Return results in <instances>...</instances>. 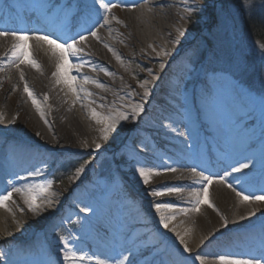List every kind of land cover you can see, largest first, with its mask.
Segmentation results:
<instances>
[{"label": "bare ground", "instance_id": "bare-ground-1", "mask_svg": "<svg viewBox=\"0 0 264 264\" xmlns=\"http://www.w3.org/2000/svg\"><path fill=\"white\" fill-rule=\"evenodd\" d=\"M22 1L30 4L26 13L35 15L38 20L37 26L41 25L37 29L47 27L46 31L48 33L53 31L54 38L59 41L69 39L67 29L71 32L75 29L81 30L82 34L86 35L89 29H99L100 39L89 36L87 42L81 45L85 49L83 56L81 58L70 57L73 64L78 63L80 59L85 62L82 69L79 71L74 69L72 72V75L77 77L76 84L85 89V91H80V99L77 100L68 87L62 82L57 83V78L52 75L56 71L57 58L51 54L46 44H41L34 38L27 42L34 59L41 67L37 69L30 64H21L20 69H23L25 74L24 80H21L20 69L13 64L14 58L10 52L16 41L11 36L0 37V113H3L5 117L3 123H0V144L5 143L4 148L0 150V163L5 162L11 174L25 172L26 169L39 173L36 177L26 178L23 181L16 182L14 178H11V181L6 180L0 186V195L10 191L13 186L24 188L44 182V177L49 175L48 163L55 156H58L62 162L67 158L64 154L74 156L80 151L83 153L99 151L105 140L102 132L104 124L97 123L92 116V109H95L101 116L127 112L129 119L119 121L116 124V130L110 133L118 132L127 136L126 144L120 148L122 153L125 151L127 154L136 147L131 155L135 164L130 169L131 177L126 178L120 175L121 182L118 183L115 180L112 196L110 194L111 198H96L91 203L88 202L86 208H91L92 211H86L85 221L81 224L86 238L92 237L94 241H98L105 236L111 244L110 254L91 250L94 256L111 261L112 264H115V261L121 259L123 255H129V261L126 264H184L185 262L201 264L200 260L196 259L197 256L205 257V264H219L218 257L233 255L230 254L231 252H234V256L237 257L259 258L262 247H264V211L262 212L261 205L255 206L252 201L241 202L232 189L224 184L213 183L209 193L210 200L216 207L212 208L205 204L201 206L199 212L191 211L193 204L189 193L193 189L202 187L197 182L199 178L193 176L191 169L196 168L198 171L207 167V170L203 169L202 172L205 171V175H213L216 171L214 167L219 166L217 163L220 159L195 163L191 150L194 151L198 134L189 130L190 126L187 122L180 125L175 116L171 118L167 109L172 107L161 105V103L164 105L166 103L159 101V104L149 108L148 97L144 96L145 87H141L144 81H149L146 85L147 91L164 92L171 99H182L188 104L197 101L198 98L194 95L198 90L206 94L207 98H210L219 108L227 104L226 107L230 108L233 114L243 119L249 137L256 140L252 148L259 151L262 156L264 155V139L262 138L264 105L261 102L257 104V97L252 96L250 104L246 103L241 99L240 92L243 89L237 82L233 85L223 77L210 79L199 70L192 71L184 68L188 63L181 61L185 59L181 45L186 42L190 34L182 26L179 17L185 16L184 13L193 0H142L143 3L147 2V6L145 3L142 6L138 1L132 0L126 4H136L135 9L115 7L109 13L111 23L103 28L100 27L104 23L100 19L103 9H99L98 19L88 28L83 18L79 19V17L69 27L64 26L66 13L75 12L80 16L84 15L79 9L81 5L87 11L96 14L99 4L94 3V0ZM46 1L52 12L50 9L47 11L43 6ZM7 3V0L0 2V16L3 15V18H0V28L16 30L17 24L10 19L12 14L6 9L11 2ZM71 4H75L73 9ZM10 8H13V4ZM113 17L118 19H113ZM119 21L126 22V32L123 30V23ZM118 26L122 28V31H119ZM178 28L184 32V35L180 36L179 43H174L179 35ZM0 32L5 31L0 30ZM125 35L136 56L154 61L155 69H157L154 73L148 71L147 74L142 73L138 74L137 78H131L130 60L125 57L129 52ZM165 50L170 55L164 56L162 53ZM6 52L9 53L8 56L4 55ZM157 53L160 55L157 56ZM161 64L164 65L163 68ZM92 66H95V70ZM172 67L173 73L180 71L187 74L189 96L181 98L177 93L175 78L170 72ZM85 75L105 87H98L96 83H84L83 76ZM25 80L33 90L44 111V116H41L32 98L24 91ZM139 80L142 82L138 83ZM204 80L213 89V93L206 89ZM45 95L47 99H44ZM11 96L15 98V102ZM74 100L75 103H73ZM229 100L232 102L230 103ZM138 103L143 104L144 111L138 117L133 118L130 106ZM251 106L255 110L254 114H249L248 109ZM256 107L258 109H255ZM27 122L42 134L46 147L32 143L26 131ZM219 142L223 149L238 157L235 167H238L239 163L248 162L245 153V155L241 154L242 152L237 154L233 140L222 142L219 140ZM96 144L101 147L97 149ZM168 147L171 149L169 154L165 150ZM158 152L163 153L165 158H170L171 162L163 163ZM182 157H185V160ZM231 165L232 163L225 168L222 167L221 175L226 170L231 172L229 168ZM139 167L154 168L161 174H154L149 184L145 185L138 177L136 169ZM165 168H175L176 171L167 172L164 171ZM259 169L264 170L262 167ZM239 174L242 172H233L227 179L237 191H242L241 185L234 184V179L240 177ZM83 175L82 172L77 174L74 183L79 181ZM93 175L94 173L89 172L87 178L84 179L86 186H91ZM242 182L243 186L250 190L247 179L244 178ZM169 187L181 188L183 192L171 194L165 192L162 196L152 194L154 190ZM51 191L56 193L51 197L55 202V207L52 209L45 207L40 215L28 210L21 193H13L14 203L10 202L9 207L13 209L15 215L0 207V242L13 239L19 242L21 247H26V250L30 245L28 251L31 252L34 251L32 250L34 243L30 244L28 239L35 234L40 236V242L35 244L34 249L40 248L42 251L35 261L36 264L40 261L43 264H68L63 259L61 242L56 239L58 219L70 215L68 211L62 209L66 202L65 192L57 185H53ZM247 194L253 193L248 191ZM155 203L175 205L173 209L165 210L164 213L169 216L175 215V219L169 222V228L165 229L160 223V213L155 210ZM20 208H24V211L21 212ZM182 209H189V212L184 214ZM251 211H256V215L248 216ZM225 216L229 220L227 227L223 226ZM241 216L246 219H239ZM76 217L79 219L78 215ZM172 228L184 236L188 247L192 249L191 252L184 251L176 232L171 231ZM155 239L161 241V244L153 245ZM69 242L72 241L69 240ZM163 243L167 244V250L162 253L161 258L153 253L160 249ZM55 247H59L60 250L55 252L51 250ZM80 247L82 248L80 253L91 256L89 248ZM37 252L34 251V253ZM90 261L92 260H78L76 264H90Z\"/></svg>", "mask_w": 264, "mask_h": 264}, {"label": "rangeland", "instance_id": "rangeland-1", "mask_svg": "<svg viewBox=\"0 0 264 264\" xmlns=\"http://www.w3.org/2000/svg\"><path fill=\"white\" fill-rule=\"evenodd\" d=\"M250 4L249 0H195V5H198L197 12L189 17L186 11L184 17H179L182 26H184L186 32L190 34V37L183 45H181V47L183 50L182 54L186 53L188 60L195 61L198 57L199 59L202 58L203 61L200 63V66L202 67H204V63L208 61V59H211L210 62H212V65L210 66V64H208L204 68L200 66L196 67L195 64H192L193 71L199 70L198 68L200 67L202 71L204 69V74L211 79L215 77V74H221V77L226 78L230 82H237L242 87V92L247 97L252 98V96H255L259 98L264 97V86H251L247 82V78H249L251 74L257 75L255 70L260 74L259 67L264 70V48L260 47L261 44L254 42L244 30L242 12L243 9L248 8ZM192 6H194V0L191 2L190 7ZM117 7L119 8L120 6L118 5ZM196 25L199 26L201 30L199 28V31H196V29L193 28ZM122 27L124 32H126L127 24L125 21H123ZM118 29L119 31H122L120 26H118ZM125 36L127 41V35ZM127 46L129 52L126 53L125 57H128V60H130L132 79H134V77L137 78L138 74H147L149 69H151L149 72L153 73L157 70L155 69L153 60L136 56L129 40L127 41ZM199 52L201 55L197 54ZM238 68L243 70L237 71ZM211 75H213V77ZM137 82L141 83L142 81L139 80ZM148 92V106H150L153 101L151 91L148 90ZM183 95L186 94L183 93ZM11 99L15 102L13 96H11ZM162 100H166V98H163ZM166 104L171 106L174 110L179 111L180 117L185 116L190 122L193 120L188 112L191 111L190 106L188 108L186 106H180L182 104L181 100H178V102L166 100ZM191 112L193 117L196 118L194 111ZM194 127L195 126H191L190 129L195 130ZM26 131L29 133L28 136L33 142L46 147L42 134L37 132L28 124V122L26 123ZM126 138V135H121L118 132L110 133L108 138L104 140L103 145H101L102 148L99 151L90 153H83L80 151L74 156L64 154L67 158L71 157V159H78L79 163L76 165L77 167L84 164L85 161H89L88 164H85L84 170L82 171V173H84L83 177L80 181H75V183L74 178L77 175V167L72 176H69L70 173L68 174L72 166L64 167L73 164L72 162L61 165L56 164V162L58 163L60 160L58 156H55V158L50 161L48 165L49 175L44 177V179H52L54 181L53 185H57L64 190L66 200L64 205L65 209L68 208L67 205L74 206L73 209H70V214L72 215L71 223L68 222L63 224L56 230V239L61 242L62 249L65 248L62 238L71 240V244H73L74 249L78 253H80V250L82 249L80 246L88 248L85 244L88 245L89 239L86 238V235L84 234L85 230L81 226L82 221H85L84 216L86 211H84V209L86 208V204L88 202L91 203L96 198H102V195H105V192H107L112 185L114 177H120L119 175H123L126 178L131 177L129 166H134V164H132L130 155L135 152L136 147H134L132 151L127 152L125 159L118 157L121 152L120 148L126 144ZM65 157L62 156V158ZM227 158L226 155L223 156V159L226 160ZM73 162L75 163L76 160H73ZM232 166L235 167L236 165H231L229 168L231 169ZM60 170H62L61 174H59ZM89 172L94 173L95 176L93 175V178L91 179V186H86L83 181L87 178ZM104 174H109V176ZM239 175L240 177L242 176V174ZM245 177L249 184L253 186L250 192L255 193L256 195H264V191H262V189H264V180L259 185H254L251 182V178L254 177L253 175H251V177ZM252 203L255 206H257V204L261 205L262 212L264 211V201H252ZM76 214L81 220L76 217ZM155 240L156 241L153 242V245L158 243L161 244V241H158L157 239ZM28 241L29 243L31 242L30 244L34 243L32 250L38 251L37 253H34V251H28L30 245L28 246V250H26V247H21L20 244H18L19 242H16V240L13 239L0 242V264H36L35 261L42 251L40 248L35 250L34 246L36 243L40 242V236L32 234ZM166 246L167 244L163 243L161 248L153 254L157 256L159 253L166 252ZM51 250L55 252L59 251L60 248L55 247L51 248ZM92 254L93 253L91 252L90 255ZM91 260L92 262L90 261V264H98L96 259ZM185 263L187 264V262ZM39 264H43L42 261H40Z\"/></svg>", "mask_w": 264, "mask_h": 264}, {"label": "snow or ice", "instance_id": "snow-or-ice-1", "mask_svg": "<svg viewBox=\"0 0 264 264\" xmlns=\"http://www.w3.org/2000/svg\"><path fill=\"white\" fill-rule=\"evenodd\" d=\"M99 4V8L96 10L97 14L99 15V9H103V15L100 16V19L104 21L103 24L100 25L101 28H103L105 25H109L111 23V20L109 19V13L112 12V10L117 7L118 5L120 7H131L132 9L136 8V4L127 5L122 2V0H117L116 3H113L112 0H94V3ZM198 5H195L194 0V6L187 8V15L191 17L197 12ZM113 19H118L116 17H113ZM120 23H123V21H119ZM97 30H91L89 29L87 32V35L80 34L77 37H71L69 39L64 40L63 43H61L58 39H54L51 35H45L40 32H32L29 33L28 31L18 30V31H11V32H0V37H8L11 36L15 39L16 43H14L10 49L11 56L13 59V64L15 67L20 69L21 64H30L33 67L39 69L41 65L38 63L36 59L33 57V53L30 50V47L28 46L27 42L30 39H35V41L46 44L48 46V49L50 50L51 54L57 58L56 63V71L52 73L54 77L57 78V83H64L69 91L76 97V99H80V91H85V89L82 88V86H78L76 84V76L72 75L73 70L79 71L85 66V62L80 59L78 63L73 64L71 62V58H81L84 54L85 49L81 46L85 44L88 40V37H94L97 40L100 39L98 35ZM177 32L179 35L176 37V40L174 43L180 42V36L184 35V32L181 29H177ZM107 46V45H106ZM110 48V46H108ZM261 48H264V44L260 45ZM111 50V48H110ZM115 54V53H114ZM164 56L170 55V53L165 50L162 53ZM5 56H8L9 53H5ZM157 55H160V53H157ZM119 58V57H118ZM93 70H95V66H92ZM164 65L161 64V68H163ZM243 69H237V71H242ZM151 71V69H149ZM111 74V73H109ZM19 76L21 80H24L25 74L23 69H20ZM84 83H96L98 87H105V85L99 83L96 80H93L89 76L85 75L83 76ZM149 81H144V83L141 85V87H145L144 96L147 97L149 95V92L147 91L146 85H148ZM24 91L28 94L30 98H32V102L34 105H36L37 110L40 111L41 116H44V111L41 109L39 102L37 101L33 90L29 87L28 82L25 80L24 82ZM91 95V93H89ZM47 95L44 96V99H47ZM75 103V100L73 101ZM261 104L264 105V97H261ZM131 107V115L133 118L138 117L140 113L144 111V106L142 103H138L135 105L130 106ZM92 116L94 119L97 120V123H103L104 127L102 128V132L104 135V138L107 139L110 132H114L116 130V124L119 121H127L129 119V113L127 112H118L114 114H109L108 116H101V114L97 113L95 109H92ZM4 115L3 113H0V123H3L4 121ZM95 147L99 149L101 146L99 144H96ZM248 162L247 163H239L238 167H233L231 172H224L223 175L215 174V175H205L204 172H197L196 168H192L191 172L194 177H198V183L202 185L199 189H193L189 195L192 197V204L193 207L191 211L199 212L202 205H209L212 208H215V204H213L210 200V193L209 189L210 186L213 183H219L226 185L229 189H232L234 192H236L237 197L240 198L241 202L247 203L251 201H264V195H256L253 194H245L244 191H237V189L233 186L232 183L228 182V177L232 175L233 172H242L244 169L250 168L252 165V157H247ZM89 161H85L84 164L80 165L76 168V173L79 174L84 170L85 164H88ZM261 167L264 168V159L260 161ZM138 173V177L141 179L142 183L145 185H148L150 180L152 179V176L160 175V171L154 168H145V167H139L136 169ZM164 171L167 172H175V168H165ZM30 175H39L38 172L30 173ZM237 185L241 184L242 181L240 178H237L235 181ZM54 181L52 179L45 180L42 183L26 186L24 188H16L12 187L10 191H6L3 195H0V207L6 209L9 212H13V209L9 207V203L14 201L12 200L13 193H21L24 197V203L27 205V208L29 211L36 215H40L42 210L46 207L48 209H52L55 207V202L52 200V196L56 195V193L52 192ZM264 191V189H262ZM165 192L171 194V193H181L183 192V189L181 188H164L163 190H154L153 195L162 196L165 194ZM155 210L160 213V223L163 224V227L165 229L169 228V222L170 220L175 219V215H165V210L173 209L175 205L173 204H162V203H155L154 204ZM21 212L24 211V208L19 209ZM84 211H92L91 208H85ZM218 211V209H217ZM182 212L184 214H187L189 212V209H182ZM13 215L15 213L13 212ZM256 211H251L248 213V216H255ZM239 219L243 220L246 219V217L241 216ZM19 223V222H18ZM229 223L228 218L225 216L223 217V226L227 227ZM171 231L176 232L175 228H172ZM11 235V233H9ZM176 235L180 239V243L183 245L184 251L191 252L192 249L188 247L187 242L185 241V238L183 235H181L179 232H176ZM63 243L65 245L64 249H61L63 252V259L68 262V264H76V261L83 260V259H96L98 264H112L111 261L107 260H101L99 257L95 256H87L84 253H78L73 245L69 242L67 238H62ZM196 259L200 260L201 264H205V257L203 256H197ZM219 264H264V247H262V250L259 254V258L252 257V258H243V257H237L234 255H221L218 257ZM129 261V255H123L121 259H118L115 261V264H126V262Z\"/></svg>", "mask_w": 264, "mask_h": 264}, {"label": "trees", "instance_id": "trees-1", "mask_svg": "<svg viewBox=\"0 0 264 264\" xmlns=\"http://www.w3.org/2000/svg\"><path fill=\"white\" fill-rule=\"evenodd\" d=\"M248 8L243 9L244 30L256 43L264 44V0H249ZM199 26H194L198 30Z\"/></svg>", "mask_w": 264, "mask_h": 264}]
</instances>
